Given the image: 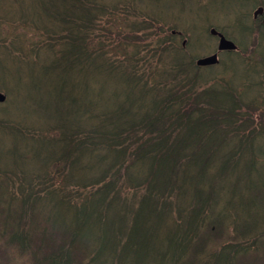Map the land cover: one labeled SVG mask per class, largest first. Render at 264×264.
I'll return each mask as SVG.
<instances>
[{"label": "trees", "instance_id": "1", "mask_svg": "<svg viewBox=\"0 0 264 264\" xmlns=\"http://www.w3.org/2000/svg\"><path fill=\"white\" fill-rule=\"evenodd\" d=\"M243 1L222 0V11ZM161 21L138 0H0V61L39 70L10 78L0 150L9 136L51 148L27 172L0 155V264H264V227L254 218L248 231L232 204L238 185L239 203L263 189L264 126L247 118L257 109L243 95L250 87L228 80L229 61L196 67L189 43ZM115 73L124 98L111 88L115 102L92 104L81 93ZM61 142L69 150L57 157ZM85 156L105 166L79 165ZM52 193L59 200L39 213Z\"/></svg>", "mask_w": 264, "mask_h": 264}, {"label": "rangeland", "instance_id": "2", "mask_svg": "<svg viewBox=\"0 0 264 264\" xmlns=\"http://www.w3.org/2000/svg\"><path fill=\"white\" fill-rule=\"evenodd\" d=\"M159 7L165 9V13L170 17L172 15L171 12H169V9H172L175 13H180L187 4L188 0H153ZM205 3V2H204ZM254 2L246 6V11L248 14V32L245 33L243 29L238 28V26L235 24L234 30L228 32V36L232 38L238 45L244 46L246 44L245 40L247 41V44L245 45L248 48V52L243 54L241 53V57L239 55L234 56L231 62L229 63L227 69H226V75L228 77V80L233 84L237 85L239 82L243 81L245 83H250L252 80H255L254 86L260 88V90L256 93V97L253 101L247 102L252 103L254 107L257 109L254 111V113L250 114L247 118L252 123L254 121H257L256 123L261 124V126H264V119L260 120L262 118L261 113H264V34L261 35L260 29H257L255 26L256 24L253 23L252 19V12L255 9L253 6ZM192 6H194V2L191 3ZM223 5H214L210 3L209 5H205L204 8H199L196 12H193L191 17L188 18L185 15H182L179 18L181 22L190 21L192 26L191 29H193L194 36L196 39H198V43H194L192 46V51L197 50H203L197 53V55L191 54V56L195 58L205 55L209 53L210 51L215 50L217 46V42H213L208 37H200L198 35V31L203 29L204 26L208 23H214L215 25H221L224 16L219 14L216 15V11H222ZM227 13V12H226ZM236 17V12H233L232 14L227 13L226 15V22L229 26L233 27L234 19ZM210 26H214L213 24L206 25V29ZM216 27V26H214ZM221 27H223L221 25ZM179 30L183 36L189 37V34L185 31L184 28L178 27ZM208 30V29H207ZM167 30L163 31L166 32ZM184 31V32H182ZM207 34V31L205 32ZM259 34V35H258ZM257 36L259 37V42L257 40ZM261 37V38H260ZM205 38L207 42L205 41ZM181 42V40L179 41ZM255 42L258 43L257 49L254 48ZM215 46V47H214ZM207 56V55H206ZM245 61V64H243V60ZM44 67H48L47 64H43ZM3 69L6 71L10 77L11 81L13 83L17 82H24L26 79L25 70L20 68L18 64H16L13 61H10L9 59L2 58L0 61V70ZM38 69L30 68L27 70V72L30 75L38 76ZM114 80H116L119 84L117 85V82L111 79V81H108L104 79V77L100 76L99 82H92L91 85L85 90L82 88L83 91H81L82 94L88 95V100L91 101L92 104H94L97 100H100L101 102L105 101V104L110 101V99L115 102V98L110 97L109 95V89L115 88L117 92L118 98H124L125 94V85H123L121 81V75L118 73L114 74ZM106 81V82H104ZM240 94L241 90L239 89ZM250 92H252L250 89L245 88L243 91V95L247 96ZM77 93V92H76ZM75 94V93H74ZM78 94V93H77ZM99 94V96H98ZM7 99V98H6ZM250 99V97H249ZM106 109H108L109 105H104ZM120 114V108L117 111V115ZM60 121V120H58ZM85 121V119L82 121ZM91 122H86V126H90ZM264 135V134H263ZM8 141L2 146L0 150V155L6 160V165L8 168L13 171H23L27 172L30 168H35L40 166V161L44 159L48 153L50 152L51 148L45 147V145L42 146L43 150L41 149H33L31 147V144L33 142H30L29 140L24 141L23 143L19 144V141L14 138V136H9ZM20 140V139H19ZM259 147L264 152V136H259ZM54 147V155L56 154L57 157L62 152V149L67 151L69 148L65 147V144L63 142L61 143H55L53 144ZM81 159V157H80ZM86 159V162L89 165H97L100 167H104L105 162H99L97 157L93 156H85L82 157V160ZM79 162V165H82L85 160ZM261 166H264V163L261 164ZM78 168L72 169V174L74 175ZM256 182H259L263 189L257 190V197L254 200H248L244 199L241 203H239L236 199H238L242 194V186L238 185L236 190V196L233 200V205L237 208V215L238 219H241L244 221V226H246L248 231H252L251 219L257 218V222L261 227H264V178L255 180ZM25 186L21 187V192H23ZM59 200V195L57 193H52L47 196V199H40L37 200L38 202V210L39 213H42L45 207V204L48 203L50 205H53L56 201ZM21 204V200H13L11 203V208L9 212L11 214H15L18 212V205ZM231 203H225V206H230ZM222 206V202L219 203L218 207L220 208ZM111 214V213H110ZM109 214V222H114L113 215ZM236 218V221L238 222V219Z\"/></svg>", "mask_w": 264, "mask_h": 264}, {"label": "water", "instance_id": "3", "mask_svg": "<svg viewBox=\"0 0 264 264\" xmlns=\"http://www.w3.org/2000/svg\"><path fill=\"white\" fill-rule=\"evenodd\" d=\"M212 34H216L215 31H211ZM220 36V42H219V50H233L235 49V46L229 42V41H226L221 35ZM218 63V59H217V55H212V56H209V57H206V58H202V59H199L197 61V65L198 66H210V65H214V64H217ZM0 100H2V98L0 97Z\"/></svg>", "mask_w": 264, "mask_h": 264}, {"label": "bare ground", "instance_id": "4", "mask_svg": "<svg viewBox=\"0 0 264 264\" xmlns=\"http://www.w3.org/2000/svg\"><path fill=\"white\" fill-rule=\"evenodd\" d=\"M259 35V34H258ZM6 100V99H5ZM3 102H5V101H3Z\"/></svg>", "mask_w": 264, "mask_h": 264}]
</instances>
